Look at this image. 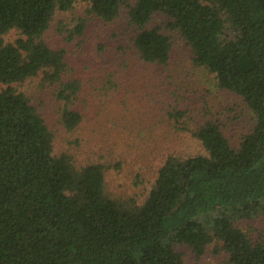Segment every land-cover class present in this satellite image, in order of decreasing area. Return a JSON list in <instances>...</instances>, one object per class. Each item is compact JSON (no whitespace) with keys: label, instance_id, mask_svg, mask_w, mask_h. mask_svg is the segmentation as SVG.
Listing matches in <instances>:
<instances>
[{"label":"trees","instance_id":"16d2710c","mask_svg":"<svg viewBox=\"0 0 264 264\" xmlns=\"http://www.w3.org/2000/svg\"><path fill=\"white\" fill-rule=\"evenodd\" d=\"M73 2L0 0V264H186L180 244L196 256L212 244L227 253L223 264H264V226L241 225L264 224V0H89L88 11L105 22L126 4L131 48L154 66L168 64L172 41L148 22L167 16L193 63L255 118L233 146L217 120L190 125L172 107L206 153L169 152L140 202L106 190L103 162L56 152L54 132L17 88L39 75L56 82L60 122L66 130L81 122L82 85L63 78L65 49L44 36Z\"/></svg>","mask_w":264,"mask_h":264},{"label":"rangeland","instance_id":"374dc122","mask_svg":"<svg viewBox=\"0 0 264 264\" xmlns=\"http://www.w3.org/2000/svg\"><path fill=\"white\" fill-rule=\"evenodd\" d=\"M88 8L89 0H74L68 10L56 12L44 33L50 45L65 49L63 78H78L82 85L75 104L83 115L79 125L66 130L60 122L56 82L39 75L14 85L49 124L56 152L69 150L83 162L91 159L107 165L108 192L131 195L140 202L169 152L206 153L201 142L181 128L179 117L170 116L172 107L185 110L190 125L217 120L233 146L252 129L255 118L241 97L217 86L212 73L193 63L190 46L168 24L167 16L157 13L148 22V26L160 25L172 41L168 64L154 66L141 62L131 48L133 26L127 21L126 4L112 22L101 20ZM78 24L80 32L71 30ZM241 225L264 226L258 220ZM176 248L186 264H223L227 258L225 252H213L212 244L200 256L186 244Z\"/></svg>","mask_w":264,"mask_h":264}]
</instances>
